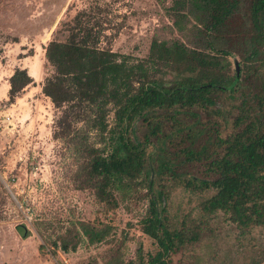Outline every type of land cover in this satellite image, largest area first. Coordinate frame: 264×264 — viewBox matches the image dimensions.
<instances>
[{
  "label": "trees",
  "instance_id": "trees-1",
  "mask_svg": "<svg viewBox=\"0 0 264 264\" xmlns=\"http://www.w3.org/2000/svg\"><path fill=\"white\" fill-rule=\"evenodd\" d=\"M167 12L174 29L182 34L194 31L201 45L189 48L179 40L155 39L145 59L129 62V57L79 39L77 30H85L78 22L66 42L51 40L45 47V59L54 71L44 79L42 93L56 109L69 111L58 123L68 132L69 121L83 122L101 139L100 147L87 145L83 168L97 201L112 211L119 198L127 199L138 189L147 192L139 224L156 248H138L135 264H171V255L186 241H198L203 220L187 228L186 222L177 225L167 214L170 192L178 186L207 195L199 205L202 215L222 212L241 229H264V79H240L236 68L231 76L224 57L229 46L238 43L247 61L261 63L264 0H173ZM237 16L239 26L233 25ZM32 82L26 69L16 68L9 79V100ZM236 94L240 102L234 131L211 139L200 110L213 111L216 99L233 100ZM110 106L112 129L106 124ZM161 121L170 123L168 133ZM144 128L141 140L137 132ZM175 139L187 145L168 153L167 145ZM201 162L214 178L177 172L184 164ZM77 225V242L83 238L97 244L107 236L93 223ZM17 229L25 234L23 227ZM58 242L55 248L64 253L75 250L63 235Z\"/></svg>",
  "mask_w": 264,
  "mask_h": 264
},
{
  "label": "rangeland",
  "instance_id": "rangeland-1",
  "mask_svg": "<svg viewBox=\"0 0 264 264\" xmlns=\"http://www.w3.org/2000/svg\"><path fill=\"white\" fill-rule=\"evenodd\" d=\"M172 4L173 0H0V264H135L138 248L155 250L139 224L147 209L146 190L119 198L112 211L97 201L83 168L87 145L100 147L101 139L83 122L69 121L67 132L58 123L66 107L56 109L42 85L54 71L45 59V47L51 40L66 42L79 23L88 32L77 30L79 39L129 57V62L145 59L155 39L200 46L194 31L182 34L172 27L167 12ZM237 17L235 26L241 23ZM229 47L225 56L213 54L220 60L225 57L231 76L236 62L240 79H264V56L261 63L249 62L238 43ZM16 68L26 69L33 82L10 101L9 79ZM239 102L237 94L233 100L224 96L216 99L213 111L200 110L211 139L234 131ZM112 109L106 117L108 129L114 125ZM163 124L168 133L170 123ZM145 131L137 137L142 140L140 133ZM185 145L175 139L167 152L177 153ZM177 172L214 178L204 162L184 164ZM206 196L180 186L171 190L166 209L173 223L183 220L189 228L204 221L198 241H186L171 255V264H264V229H241L222 212L202 215L199 205ZM78 222L98 226L107 233L105 240L77 242ZM17 227H23V236ZM61 235L75 250L64 253L55 248Z\"/></svg>",
  "mask_w": 264,
  "mask_h": 264
},
{
  "label": "water",
  "instance_id": "water-1",
  "mask_svg": "<svg viewBox=\"0 0 264 264\" xmlns=\"http://www.w3.org/2000/svg\"><path fill=\"white\" fill-rule=\"evenodd\" d=\"M234 66H235V68H236V71H237V73H238V64L235 62V64H234Z\"/></svg>",
  "mask_w": 264,
  "mask_h": 264
}]
</instances>
